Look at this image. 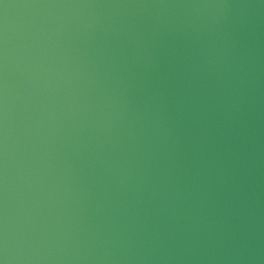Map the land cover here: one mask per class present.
Wrapping results in <instances>:
<instances>
[{
    "label": "water",
    "instance_id": "1",
    "mask_svg": "<svg viewBox=\"0 0 264 264\" xmlns=\"http://www.w3.org/2000/svg\"><path fill=\"white\" fill-rule=\"evenodd\" d=\"M0 264H264V0H0Z\"/></svg>",
    "mask_w": 264,
    "mask_h": 264
}]
</instances>
